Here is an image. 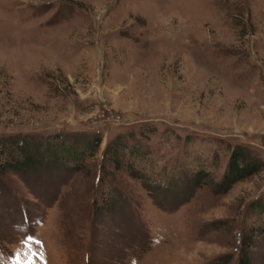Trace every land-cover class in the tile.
I'll return each mask as SVG.
<instances>
[{
  "label": "rangeland",
  "instance_id": "1",
  "mask_svg": "<svg viewBox=\"0 0 264 264\" xmlns=\"http://www.w3.org/2000/svg\"><path fill=\"white\" fill-rule=\"evenodd\" d=\"M17 137L101 144L80 172L0 176V264H241L248 235L264 264V168L216 189L236 146L264 163V0H0V138ZM198 170L210 184L164 191Z\"/></svg>",
  "mask_w": 264,
  "mask_h": 264
},
{
  "label": "trees",
  "instance_id": "2",
  "mask_svg": "<svg viewBox=\"0 0 264 264\" xmlns=\"http://www.w3.org/2000/svg\"><path fill=\"white\" fill-rule=\"evenodd\" d=\"M77 140L72 145L60 141L56 144L48 143V145L43 147L41 143L35 140L28 141L18 137L0 138V176L7 172H35L34 170L42 166L44 162L58 165L71 172H80L82 170L81 162L95 155L97 147L101 144V138L87 142H79ZM121 144V136H119L112 146L115 147V151L112 153L115 168L112 170V173L107 170L105 164L102 166L107 173H110L109 175L113 176L123 169V165L120 162L122 160L120 158L121 155L118 154V151L123 149ZM263 168L264 163L259 158L253 156L249 149L243 146H236L231 152L229 164L223 178L216 183V189L219 192H226L236 183L260 173ZM128 174L132 178L141 179L148 188L155 190L160 188L158 187L159 185L144 179L143 175L138 171L130 170ZM208 176L205 170H198L190 174L186 172L176 183H164L163 189L166 193L170 192L171 194L175 192L181 194L191 193L196 188L210 184V181L208 183L206 180ZM113 190L115 189L113 188ZM109 196L103 198L100 203L99 201L96 202L97 214H109L114 211L117 205L122 204L123 195L118 190H115ZM256 208H259V213H264V206L262 204H257ZM253 239L254 237L251 235H248L245 239L247 251L243 255L241 264H251L248 251L254 245L252 243Z\"/></svg>",
  "mask_w": 264,
  "mask_h": 264
}]
</instances>
